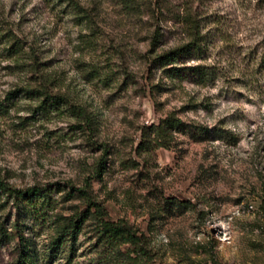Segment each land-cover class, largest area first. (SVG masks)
I'll use <instances>...</instances> for the list:
<instances>
[{
  "label": "rangeland",
  "instance_id": "374dc122",
  "mask_svg": "<svg viewBox=\"0 0 264 264\" xmlns=\"http://www.w3.org/2000/svg\"><path fill=\"white\" fill-rule=\"evenodd\" d=\"M76 1L91 20L68 0H0V24L24 40L14 53L0 37L2 176L21 188L82 186L106 149L91 189L111 219L148 239L152 257L139 264H264V0ZM189 17L207 48L168 66L201 64L213 71L205 82L167 77L152 63L189 40ZM32 53L53 92L87 110L92 129L66 107L42 111L38 100L14 96L40 82ZM171 111L210 137L177 132L168 149L138 152L141 128ZM69 190L54 193L46 226L29 223L38 253L54 234L50 222L85 208ZM14 217L0 210L6 226ZM94 232L89 215L75 249L41 264H96ZM15 244L0 240V264H13ZM123 248L101 264H132Z\"/></svg>",
  "mask_w": 264,
  "mask_h": 264
},
{
  "label": "trees",
  "instance_id": "16d2710c",
  "mask_svg": "<svg viewBox=\"0 0 264 264\" xmlns=\"http://www.w3.org/2000/svg\"><path fill=\"white\" fill-rule=\"evenodd\" d=\"M73 9L77 10L84 19L91 20L92 16L86 8L76 0H68ZM1 22V21H0ZM189 40L176 45L166 51L156 54L152 58L154 67L162 68V71L170 78H181L187 75L193 76L200 82H205L213 75V71L201 64L168 66L179 62L192 55L201 54L207 48L205 33H202V25L197 18H188ZM0 37H5L11 43L14 53H20L23 49L24 40L11 30L5 29L0 24ZM34 62L31 64L33 70L38 72L40 82L35 87H23L14 91V96L23 92L25 95L39 101V109L61 110L63 107L69 109L71 114L83 122L86 129H92V119L87 110L77 103H73L71 97L66 94L54 93L51 89L52 79L48 72L42 68V62L38 60L37 54L30 56ZM152 87L159 88V84ZM1 106V105H0ZM177 132L188 133L198 139L210 137V129L207 126L186 122L176 112L171 111L158 122L141 128L140 141L136 150L144 152L148 149H168ZM106 149L94 163L92 176L85 178L82 186L62 185L61 183L40 185L34 184L28 187H17L9 182L0 173V210L9 207L15 219L11 220L10 226H6L0 220V240L6 242L16 241V256L13 264H41V259L51 261L59 258L61 254L75 249V244L83 224L89 215L95 219V243L98 258L96 264H101L107 258H113L121 254L122 247L126 249V258L132 264H139L140 260L149 261L152 252L149 242L144 234L138 232L132 225L124 220H113L109 217L104 205L99 202L91 189L90 178H101L106 163ZM70 188L67 197L76 195L83 199L85 208L74 212L70 216L56 217L49 225H53L47 248L38 253L34 242L28 237L29 223L33 225L46 226L50 211L54 210L57 203L54 193ZM183 204V202H179ZM100 247V249H98ZM133 254V256H131Z\"/></svg>",
  "mask_w": 264,
  "mask_h": 264
}]
</instances>
